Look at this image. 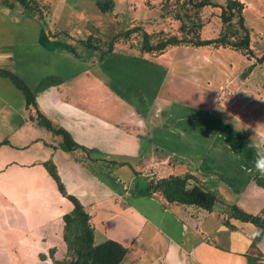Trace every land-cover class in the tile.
<instances>
[{
    "label": "crops",
    "instance_id": "0c3cea01",
    "mask_svg": "<svg viewBox=\"0 0 264 264\" xmlns=\"http://www.w3.org/2000/svg\"><path fill=\"white\" fill-rule=\"evenodd\" d=\"M43 32V44H40V32L37 33L38 45L5 49L6 44H0V66L16 73L33 91L47 77L60 78L59 84L36 94L40 112L66 130L78 145L131 165L134 164L132 159H135L138 165L147 164L146 173L149 174H142L143 169H139L140 172L134 170L135 178L138 176L137 179H140V183H135L137 180L134 181L133 177L123 181L113 172L93 173L74 159V153L60 150L46 132L29 122V112L24 109L22 94L8 79L0 77V142H8V145L0 146V197L19 195L20 192L13 193L12 190H20L24 186L20 183L24 181L29 186L27 189L36 190L32 194L28 192L29 197H44L32 198L38 204L42 202L40 206L31 200L32 208L35 205L41 210L37 219L33 220L31 208L24 210L28 212L25 214L20 208L24 204L20 201L14 198L7 203V207L12 206L29 217L30 225L25 228L30 236L0 241L1 250L17 260L25 257L23 260H33L43 256L44 260L39 259V264H52L48 255L52 244L58 242V246L66 250L62 227L57 224L64 214L71 211L72 205L59 194L55 183L41 165L52 161L66 193L74 196L90 215L95 243L112 240L128 249L121 264H264V242L257 244L256 248L250 246L255 232L252 226L231 221L233 228L228 229L224 226L225 216L220 214L219 209L206 213L197 207L167 204L156 194L140 196L139 192L147 182L178 175V164L187 163L184 156L181 161L175 162L173 155H176V151L173 149L180 145L173 141L172 128H165L168 113L158 111V93L154 98L140 90L136 97L127 93L128 102L113 93L106 104L101 97L94 100L95 92H72L74 89L69 84L79 80L80 73L89 75L88 68L84 69V64L66 53L67 47H60L64 51L52 47L54 41L47 39ZM11 33L0 26V36L9 38ZM12 34L13 37L17 36L15 32ZM119 59L124 60L116 56L113 62ZM143 62L150 64L147 60ZM148 68L153 78L162 74L156 65H148ZM121 74L124 78L123 72ZM142 76L148 78L145 71ZM116 79L118 82L117 76ZM97 81L96 78L95 83L99 85ZM82 83V90L92 85L82 79L77 84L80 86ZM136 100L144 102V105ZM147 104L152 106L151 111L143 109ZM164 147L170 151L164 152ZM142 148L144 151L140 154ZM202 159L205 160L204 157ZM201 164L203 161L200 163L202 168ZM185 173L199 177L195 174L198 172L188 170L180 174ZM209 177L213 179L215 176ZM8 186L11 188L8 189ZM5 210L9 211L7 208ZM209 218L216 220L220 226L207 228ZM40 246H43L42 250ZM56 256L57 252L54 253L55 259Z\"/></svg>",
    "mask_w": 264,
    "mask_h": 264
},
{
    "label": "rangeland",
    "instance_id": "374dc122",
    "mask_svg": "<svg viewBox=\"0 0 264 264\" xmlns=\"http://www.w3.org/2000/svg\"><path fill=\"white\" fill-rule=\"evenodd\" d=\"M37 1L40 7L45 8L42 21H36L34 14L0 7V26L15 34L19 32L16 37H13L12 33L9 38L0 36V44H6L5 49L19 47V45H38L37 33L39 32L41 34L40 44L45 43L42 31L46 35V28L43 26L41 29L40 24L49 26L47 28L52 33L64 32L56 39L48 38L55 43L52 47H56L59 51H64L65 49L60 47H68L69 44L76 47L75 41L85 39L88 35L93 34L96 38L107 41L114 33H121L134 26H139L150 34L163 31L172 35L177 29V24L165 22L167 17L162 16L161 7L164 0H115L119 7L116 18H113L111 14L102 13L95 6V0ZM241 1L244 6L245 26L251 33L252 52L250 56L212 47H173L157 57L139 55L137 47L141 45V36L135 35L128 42L115 45V56L122 57L124 60L119 59V61L109 63L110 67L107 69V62L99 65L95 64L91 58L85 59L81 63L85 65L84 69L88 68L89 75L86 72L80 73L79 80H73L69 85L71 89H74L72 92H95L94 100L97 101V98L101 97L103 103L107 104L113 93L116 94L111 88L116 82V76L118 81L121 80L125 84L131 78L127 74L123 78L121 70L128 69L134 74L136 72L132 67L133 63L127 61L128 59L141 57L143 61L147 60L149 65H156L160 68L164 78L161 84L158 78H153L149 68H145L142 72L145 71L151 78L141 80L140 83L151 87V91L156 88V94L158 93L160 99V103L157 102L158 111L168 113V117L165 116V128L169 130L172 128L173 141L180 145L179 148L173 149L176 151L174 152L176 155H173L176 157L175 162L181 161L182 156L187 160L188 164H178L176 173L181 175L180 173L186 170L193 173L198 172L195 174L199 176L209 191L218 195L225 205L224 208L235 205L242 211L255 215L264 209V189L256 186L252 180L256 175L262 176L253 165L257 152H264V0ZM214 2L224 1L214 0ZM218 15L217 8L204 9L201 18L206 24L202 30V39L217 37L221 27ZM18 29L20 31H17ZM70 38L74 40H69ZM66 53H68L67 50ZM252 65L253 68L249 74L241 80L239 76ZM96 78L99 85L95 83ZM81 79L92 85L82 90L83 83L80 86L77 84L81 82ZM122 88L117 84V91L122 93ZM81 102H83L82 99ZM150 107L152 108L147 104L143 109L151 111ZM154 110L156 109L152 111ZM50 112L53 114V111ZM98 116L101 117V115ZM131 130L133 129H128V131ZM55 143L58 145L57 141ZM164 149V152L170 151L168 147ZM79 154L76 151L73 155L77 161L80 159L81 154ZM203 157L205 160L202 159ZM132 161L134 164L127 162L130 166L113 168L112 172L123 181L127 177H133L134 181L137 180L135 183H140V179H137L138 176L135 178L136 175L133 172L143 169L142 174H149L146 173L147 164L141 166L135 163V159ZM202 161L203 169L200 167ZM210 175L215 177L211 179ZM22 183L24 186H21L20 190L16 188L12 190L13 193L20 192L19 195L0 197V205H3L0 209V241L2 242L8 238L14 240L30 236L25 228L30 225V219L25 215L28 212L24 210L31 208L32 220L37 219L40 214L41 210L35 205L40 206L42 202L38 204L39 202H34L32 198L43 199V195L29 197L27 193L32 194L36 190L27 189L29 186L26 181L20 184ZM242 187L243 190H241ZM10 188L8 186V189ZM14 198L24 204L20 208L25 214L12 206L7 207V203H11ZM31 200L33 204L36 203L34 209ZM106 205L110 204L106 203ZM220 205L218 204L216 209L222 208ZM6 208L9 209L8 212ZM57 225L62 227L61 219ZM214 226L220 225L213 218H209L206 227L213 228ZM52 245V250L48 252V255L52 254V258L57 261H61L58 259L62 258V260L66 259V250L60 248L58 242ZM42 249L43 246H40V250ZM55 252H57L56 259L54 258ZM25 258L12 259L0 247V264L41 263L40 258V260L37 258L23 260Z\"/></svg>",
    "mask_w": 264,
    "mask_h": 264
},
{
    "label": "trees",
    "instance_id": "16d2710c",
    "mask_svg": "<svg viewBox=\"0 0 264 264\" xmlns=\"http://www.w3.org/2000/svg\"><path fill=\"white\" fill-rule=\"evenodd\" d=\"M223 1L222 3H215L214 0H164L161 10L163 11L162 16L167 17L165 22L177 24V29L172 35L163 31H159L157 34H150L145 29L134 26L121 33H114L107 41L100 40L93 34L88 35L85 39L75 41L76 47L73 44H69L67 52L80 62H84L83 60L89 58L99 65L107 62V69H109V63H112V60L116 57L115 45L121 42H128L133 36L140 35L141 45L137 47L139 55L157 57L173 47H212L214 49H228L243 56H250L252 52L251 33L245 26L243 17L244 6L239 0ZM94 4L102 13L111 14L113 18H116L119 9L117 1L95 0ZM0 7L34 14L36 21H42L41 18L45 10V8L39 6L37 0H0ZM207 8H217L219 10L218 18L221 27L217 37L213 39H202V30L206 22L201 18V14ZM39 26L41 29L43 26L46 28L45 36L47 39H56L58 35L64 34L63 31L52 33L46 24H40ZM67 37L69 38L68 35ZM69 40H74V38ZM133 48L135 49L136 47ZM143 60L141 57L128 59L127 61L133 63L132 67L136 71L135 74L128 69L121 70L124 75L127 74L128 77H131L128 83L125 84L121 80L117 82L116 79V82L111 86L122 100H127L126 102H128L126 96L130 94L132 97H136L138 96V90L147 94L150 98H154L156 95V88L151 91V87L149 88L146 84L140 83L141 80H146L147 76L143 77L142 74L138 73L148 68L149 65L142 64L144 63ZM259 62H262V60H259ZM0 77L8 79L15 89L22 94L24 109L29 112V122L36 128L46 132L52 142L57 141L58 148L63 152L71 154L78 151L81 154L78 162L89 168L90 171L93 173L112 172L113 168L130 166L127 162L109 159L95 149H87L78 145L66 130L53 123L40 112L36 104V94L46 88L56 86L61 82L60 78L47 77L39 83L36 91H33L16 73L1 66ZM148 78H151V76L148 75ZM157 78L159 84H161L164 79L162 74L159 77L157 76ZM117 83L123 87L122 93L117 91ZM136 101L144 105V102ZM2 145H8V142L6 140L0 142V146ZM143 151L144 148L141 149L140 154ZM41 165L55 183L59 194L72 205L71 211L62 216V240L66 247V259L57 261L52 258V254H49L51 263L121 264L128 249L112 240H104L96 244L90 215L74 196L66 193L52 161H46ZM252 180L256 186L264 189V176L256 175ZM139 194L146 197L156 194L167 204L197 207L206 213L218 210L216 206L221 204L222 208H219V211L222 216H225L224 226L226 228H233L231 221L248 224L255 230L250 246L256 248L257 244L264 242V209L255 215H251L235 205L224 208L225 205L218 195L209 191L202 180L193 174L170 175L156 181L150 180L145 184L144 189L140 190ZM40 259L44 260V257L40 256Z\"/></svg>",
    "mask_w": 264,
    "mask_h": 264
},
{
    "label": "clouds",
    "instance_id": "9594fccd",
    "mask_svg": "<svg viewBox=\"0 0 264 264\" xmlns=\"http://www.w3.org/2000/svg\"><path fill=\"white\" fill-rule=\"evenodd\" d=\"M254 169L264 176V152H257V158L254 161Z\"/></svg>",
    "mask_w": 264,
    "mask_h": 264
},
{
    "label": "water",
    "instance_id": "95a60500",
    "mask_svg": "<svg viewBox=\"0 0 264 264\" xmlns=\"http://www.w3.org/2000/svg\"><path fill=\"white\" fill-rule=\"evenodd\" d=\"M253 68V65L252 66H250L244 73H242L240 76H239V78L241 79V80H243L248 74H249V72H250V70Z\"/></svg>",
    "mask_w": 264,
    "mask_h": 264
}]
</instances>
